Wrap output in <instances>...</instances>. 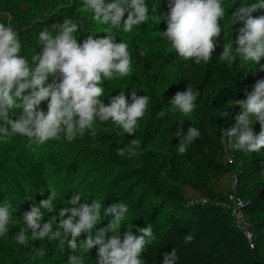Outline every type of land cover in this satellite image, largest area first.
<instances>
[{
	"label": "trees",
	"instance_id": "trees-1",
	"mask_svg": "<svg viewBox=\"0 0 264 264\" xmlns=\"http://www.w3.org/2000/svg\"><path fill=\"white\" fill-rule=\"evenodd\" d=\"M74 1L0 0V23H10L18 33L19 55L27 59L30 67H34L32 55L41 50L39 33L47 29L57 35L59 28L54 26L65 19L77 24L73 35L78 43L88 35L115 36L116 43L128 45L132 70L127 76L104 80L102 101L107 106L112 97L124 92L131 103L130 92L135 89L138 96L146 95L150 102L137 121L134 135L124 133L111 119H97L95 136L88 130L72 141L63 132L39 145L19 134L6 139L0 136V185L5 191L13 187L18 191L13 194L25 200L23 208L16 202L17 210L11 209L13 222L0 236V264H71L70 254L82 257L81 264H98V246L90 251L78 247L71 253L67 243L61 248L58 240L47 237L30 239L27 246L17 243L15 237L20 229L31 236L23 213L30 210L32 203L38 206L40 200L47 199L49 185L57 192L55 211L41 209L42 224L60 209L70 207L68 200L74 194L80 195L82 203L101 202L102 219L97 229L111 219L105 216V209L114 203L127 205L121 239L129 228L138 236V229L148 225L155 236L140 257L144 264H162L163 253L172 248L177 249V264H264V148L259 152L227 149L222 136V130L235 125V116L241 112L239 106H233L234 100L244 99L245 90L250 92L254 83L264 78V72L258 71L259 65L239 57L233 63L219 58L224 43L233 42L236 47L234 41L243 26L239 22L231 25L232 12L240 4L258 0H231L223 5L225 16L220 20L218 45L212 59L199 64L181 58L162 37L167 24L161 14L169 11L168 0H145L149 19L133 26L131 32L93 20L94 13L83 10L84 0L81 9ZM252 15H264V9ZM189 85L199 96L194 111L185 115L169 101ZM47 103L42 102L40 109L47 112ZM162 109L166 114L160 118L158 112ZM21 111L14 108L9 115L15 119ZM227 112L229 115L224 117ZM181 126L185 133L189 127L201 131V138L183 154L178 151L179 138L174 136ZM253 128L259 133L260 124L254 118ZM133 139L140 142L135 155L129 156L126 150L124 156H119L117 149L126 148ZM235 175L236 195L244 202L251 241L237 226L231 211L221 204L232 193ZM186 234L193 237L190 243L184 242ZM77 239L79 244L86 235ZM41 248L45 251L43 257L37 255Z\"/></svg>",
	"mask_w": 264,
	"mask_h": 264
},
{
	"label": "clouds",
	"instance_id": "clouds-1",
	"mask_svg": "<svg viewBox=\"0 0 264 264\" xmlns=\"http://www.w3.org/2000/svg\"><path fill=\"white\" fill-rule=\"evenodd\" d=\"M167 7L169 11L161 14L167 24L162 37L184 60L208 63L222 32L220 20L225 16V9L221 0H168ZM260 9H264V0L240 4L232 12L231 25L239 22L243 26L238 29L235 48L233 42L223 44L220 60L233 63L239 57L245 62H254L259 65L258 71L264 72V64H261L264 59V15H252ZM83 10L92 11L93 20L110 23L113 28L122 26L125 32H131L133 26L149 19L145 0H84ZM125 13L127 19H124ZM54 27L59 28L55 36L47 29L39 33L41 50L32 55L34 67H30L27 59L19 55L18 33L10 23L8 26L0 23V136L6 139L11 134H19L27 137L30 143L39 145L58 138L63 132L65 138L72 141L88 130L95 136L97 119L100 122L111 119L124 133L134 135L137 121L147 111L150 98L138 96L132 89L131 103L124 92L112 97L107 106L101 99L104 95L101 85L105 79L130 74L128 45L116 43L115 36L110 34L100 38L88 35L78 43L73 35L78 26L70 19ZM198 96L199 93L189 85L184 91L176 92L169 104L188 115L194 111ZM44 101H48L47 112L40 109ZM233 106H239L241 112L235 116V125L222 130L226 148L259 152L264 148V78L258 79L250 92L246 89L245 98L234 100ZM14 108L22 109L15 119L9 115ZM165 114L164 109L158 112L160 118ZM228 115L227 112L224 117ZM253 118L260 124L259 133L254 131ZM174 136L179 138L178 151L183 154L193 141L201 138V131L189 127L185 133L181 126ZM139 143L133 139L126 148H118L117 154L124 156L127 150L129 156L135 155ZM49 190L47 199L40 200L38 206L32 203L30 210L23 213L22 219L31 236L25 229H20L15 237L17 243L27 246L30 239L47 237L50 241L58 240L61 248L67 243L71 253H75L78 247L90 251L98 246V264H144L140 257L155 236L148 225L138 229V236L129 228L121 239V223L128 212L127 205L121 202L110 205L105 209V216L111 219L105 227L97 229L96 225L102 219L101 202L82 203L80 195L74 194L68 200L70 207L60 209L57 215L42 224L44 213L41 209L48 213L55 211L53 201L57 192L51 185ZM12 222L11 205L5 202L0 205V236L7 233ZM53 225H56L55 230ZM82 234L86 239H80L78 244L77 238ZM192 239L186 234L184 242L190 243ZM37 255L43 257L44 249H39ZM68 259L71 264H81L82 257L70 254ZM178 259L177 249L172 248L163 253L162 264H177Z\"/></svg>",
	"mask_w": 264,
	"mask_h": 264
},
{
	"label": "built area",
	"instance_id": "built-area-1",
	"mask_svg": "<svg viewBox=\"0 0 264 264\" xmlns=\"http://www.w3.org/2000/svg\"><path fill=\"white\" fill-rule=\"evenodd\" d=\"M231 188H232V193L230 194L229 199L222 201L221 204L224 208L231 211V214L233 215L237 226L244 232V234L251 241L252 233L250 231V227L248 223L245 220V216L243 212L244 202L240 197L236 195L237 189H238V176L237 175H235L232 180Z\"/></svg>",
	"mask_w": 264,
	"mask_h": 264
},
{
	"label": "rangeland",
	"instance_id": "rangeland-1",
	"mask_svg": "<svg viewBox=\"0 0 264 264\" xmlns=\"http://www.w3.org/2000/svg\"><path fill=\"white\" fill-rule=\"evenodd\" d=\"M229 1L231 0H221L222 6L229 4ZM237 1V0H236ZM74 5L78 6L80 9L82 8V2L81 0H75ZM13 192H18L13 187H9L6 191L5 188L1 187L0 185V205L4 204L5 202H8L11 205V209L17 210V205L20 203L19 208H23L25 206V200L21 197H17L13 194ZM18 202V203H16ZM2 246L0 245V251H2ZM7 260H5L3 263H5Z\"/></svg>",
	"mask_w": 264,
	"mask_h": 264
}]
</instances>
